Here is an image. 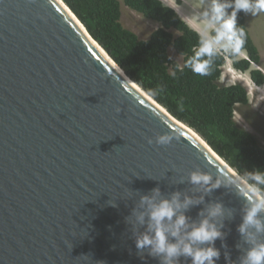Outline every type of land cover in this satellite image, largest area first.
<instances>
[{
	"label": "water",
	"instance_id": "water-1",
	"mask_svg": "<svg viewBox=\"0 0 264 264\" xmlns=\"http://www.w3.org/2000/svg\"><path fill=\"white\" fill-rule=\"evenodd\" d=\"M62 1L69 10L58 0H0V264H162L137 249L147 217L140 224L133 215L157 187L163 198L179 192L199 201L184 211L189 223L220 203L215 264H242L252 243L238 229L261 199ZM163 135L169 142L157 143ZM193 173L209 184L193 183ZM250 231L264 242V232ZM178 264L192 259L182 255Z\"/></svg>",
	"mask_w": 264,
	"mask_h": 264
},
{
	"label": "trees",
	"instance_id": "trees-1",
	"mask_svg": "<svg viewBox=\"0 0 264 264\" xmlns=\"http://www.w3.org/2000/svg\"><path fill=\"white\" fill-rule=\"evenodd\" d=\"M92 37L148 94L179 120L195 129L228 164L264 196V145L258 136L235 119L238 105L249 103L248 88L241 82H221L226 56L214 49L202 52V36L162 0H64ZM122 2L160 27L148 38L122 23ZM229 4L233 0H227ZM255 4L256 0H250ZM236 11L235 28L242 41L239 51L229 50L233 67L246 72L257 86H264V72L252 68L260 63V52L246 25L245 11ZM264 15V10H260ZM176 30L179 35L172 31ZM215 31H212V37ZM183 57L182 64L170 49ZM207 64L204 74L194 64Z\"/></svg>",
	"mask_w": 264,
	"mask_h": 264
},
{
	"label": "clouds",
	"instance_id": "clouds-1",
	"mask_svg": "<svg viewBox=\"0 0 264 264\" xmlns=\"http://www.w3.org/2000/svg\"><path fill=\"white\" fill-rule=\"evenodd\" d=\"M230 6L235 10L260 11L264 10V0H256L255 4L250 0H233L232 4L227 0H214L210 18L207 13L205 14L203 28L214 29L215 36L203 42L202 52L210 54L216 46L239 51L242 41L235 28L236 11L231 15L226 13ZM194 69L204 74L207 71V64L196 63ZM169 140V136L163 135L157 138V143L167 144ZM255 179L260 181L264 177L257 175ZM210 180L211 177L200 173L191 175L193 183L208 185ZM216 186L218 185H212ZM180 197L181 194L175 192L170 199L163 198L158 187L152 189L151 195L141 196L139 207L142 210H134L133 215L135 221L140 224H144L147 217V231L136 237L137 249L147 248L149 254L162 258V264H178V258L182 255L191 257L192 264H215L214 258H218L220 253L214 247V242L222 236L220 226L215 220L223 216V206L220 203L210 205L206 209V215L201 213L203 218L199 222L189 223L184 211L199 201H194L188 196L181 200ZM261 212H264V200L250 202V207L247 208L243 222L239 226V232L252 243L242 264H264V242L254 243V235L250 231L254 229L256 233L264 232V222L259 218ZM170 237L175 239L172 240Z\"/></svg>",
	"mask_w": 264,
	"mask_h": 264
},
{
	"label": "rangeland",
	"instance_id": "rangeland-1",
	"mask_svg": "<svg viewBox=\"0 0 264 264\" xmlns=\"http://www.w3.org/2000/svg\"><path fill=\"white\" fill-rule=\"evenodd\" d=\"M121 7L122 23L124 26L136 32L141 39L148 38L153 30L160 27V23L145 18L142 14L129 8L123 2ZM245 15L247 25L249 24L251 27L253 38L262 56L260 63L253 64L252 68H258V66L264 68V15L261 11L255 9L245 11ZM172 31L175 32L176 35H179L178 31L173 29ZM228 52L229 50H222V53L226 56V60L223 66L221 82L224 84L241 82L248 88L249 93V103L247 105L237 106L235 119L242 127L256 134L264 145V90L258 88L261 86L254 84L250 78L249 71L242 72L233 67V59L228 57ZM170 55L174 60L182 64L183 57L177 54L173 48L170 49ZM246 56L245 52L241 51V54L238 53L240 59L247 58Z\"/></svg>",
	"mask_w": 264,
	"mask_h": 264
},
{
	"label": "crops",
	"instance_id": "crops-1",
	"mask_svg": "<svg viewBox=\"0 0 264 264\" xmlns=\"http://www.w3.org/2000/svg\"><path fill=\"white\" fill-rule=\"evenodd\" d=\"M165 4L174 8L178 14L183 17V19L189 23L195 30H197L200 35L202 36V42L206 39H211L212 37V30L214 29H205L203 25L206 20L205 14H208V18L211 15V5L214 3V0H162ZM246 17V15H245ZM247 25V22H246ZM248 30L253 38L252 30L249 24L247 25ZM254 40V38H253ZM255 42V40H254ZM257 45V44H256ZM258 47V46H257ZM215 49L222 52V50L227 51L231 49H225L220 46H216ZM259 49V48H258ZM244 52V51H242ZM260 52V50H259ZM241 54V51H238ZM261 56V54H260ZM247 57V56H246ZM262 57V56H261ZM259 69H264L258 66ZM264 72V70H262ZM251 87V85H250ZM262 89L264 86H261ZM261 87H258L261 89Z\"/></svg>",
	"mask_w": 264,
	"mask_h": 264
},
{
	"label": "bare ground",
	"instance_id": "bare-ground-1",
	"mask_svg": "<svg viewBox=\"0 0 264 264\" xmlns=\"http://www.w3.org/2000/svg\"><path fill=\"white\" fill-rule=\"evenodd\" d=\"M67 10H69L67 8V6L63 3L62 0H58ZM73 16V15H72ZM74 19L77 21V19L75 18V15L73 16ZM79 23V21H77ZM80 24V23H79ZM81 25V24H80ZM83 28V27H82ZM93 41V40H92ZM94 42V41H93ZM95 43V42H94ZM97 45V43H95ZM98 46V45H97ZM99 47V46H98ZM100 48V47H99ZM100 50L107 56V54L100 48ZM107 58L113 63V65L123 74V76L134 86L136 87L142 94H144L149 100H151L156 106H158L163 112H165L169 117H171V115L169 114V112L164 108L162 107L159 103H157L150 95H148L144 90L141 89L140 86H138L135 82H133L132 80H130L124 73L123 71L117 67V65L107 56ZM262 89V87H261ZM263 90H264V87H263ZM172 118V117H171ZM175 121H177L175 118H174ZM179 123V122H178ZM180 125L184 126L187 130H189L190 132H192L198 139H200L198 137V135L192 131V129L188 128L187 125H184V124H181L179 123ZM201 140V139H200ZM205 144V143H204ZM222 163L227 167L229 168L243 183H245L261 200H264V197L261 196L258 191L251 185L249 184L248 182H246V180L241 177L239 174H237L235 171H233V169H231L230 167H228L227 163H225L223 160H221Z\"/></svg>",
	"mask_w": 264,
	"mask_h": 264
}]
</instances>
